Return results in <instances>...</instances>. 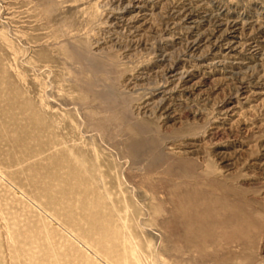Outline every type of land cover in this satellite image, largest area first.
<instances>
[{
  "label": "rangeland",
  "instance_id": "1",
  "mask_svg": "<svg viewBox=\"0 0 264 264\" xmlns=\"http://www.w3.org/2000/svg\"><path fill=\"white\" fill-rule=\"evenodd\" d=\"M0 264H264V0H0Z\"/></svg>",
  "mask_w": 264,
  "mask_h": 264
},
{
  "label": "bare ground",
  "instance_id": "2",
  "mask_svg": "<svg viewBox=\"0 0 264 264\" xmlns=\"http://www.w3.org/2000/svg\"><path fill=\"white\" fill-rule=\"evenodd\" d=\"M138 2L139 1H141V2H144L145 0H137ZM189 15H192V13H189L188 15H186V17H182V15H181V12H175L174 14H172L171 15V19H170V21H172L170 24H171V26H173V27H180L181 25H183V23L182 22H184V21H186V20H188L189 19ZM165 17L166 16H164V19H163V21L164 20H166L165 19ZM169 17V16H168ZM167 17V18H168ZM193 23H195V21H193ZM229 46L231 45V43H229L228 44ZM233 45V44H232ZM231 45V46H232ZM197 46V41L195 40V41H192V42H190V43H188L187 44V48L189 49V50H193L195 47ZM230 48V47H229ZM197 49V48H196ZM231 49V48H230ZM75 56V55H74ZM172 70V69H171ZM174 77V76H173ZM181 82V81H180ZM245 89V88H244ZM243 88H241V90H244ZM240 90V91H241ZM221 206L222 207H225L226 209L228 208V206L227 205H224V203H222L221 204ZM228 210V209H227ZM222 211V210H221ZM223 213H225V212H223ZM226 216V215H225ZM239 221L240 222H243V215L242 216H239ZM231 220V219H230ZM242 220V221H241ZM233 223H235V225L237 226V224H238V222L237 221H235V222H233ZM224 224H226V226L227 227H230V225H231V222H229L228 220H226L225 222H223V223H221V225H224ZM215 225V224H214ZM240 226V225H239ZM239 226H237V227H239ZM242 226V225H241ZM216 227V226H215ZM225 227V226H224ZM223 229V228H222ZM240 229H243V227L242 228H240ZM242 231V230H241ZM216 233V232H215ZM218 235V234H217ZM186 236V235H185ZM184 238V237H183ZM187 238V237H186ZM188 241V240H187ZM191 242V241H190ZM214 243V242H213Z\"/></svg>",
  "mask_w": 264,
  "mask_h": 264
}]
</instances>
